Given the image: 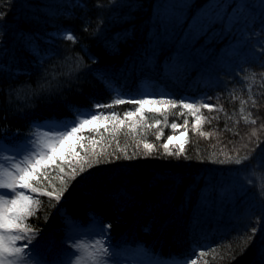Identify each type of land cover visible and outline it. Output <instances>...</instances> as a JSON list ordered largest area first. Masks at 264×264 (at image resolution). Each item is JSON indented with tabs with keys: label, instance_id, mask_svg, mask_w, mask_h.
Segmentation results:
<instances>
[{
	"label": "trees",
	"instance_id": "trees-1",
	"mask_svg": "<svg viewBox=\"0 0 264 264\" xmlns=\"http://www.w3.org/2000/svg\"><path fill=\"white\" fill-rule=\"evenodd\" d=\"M162 1L0 0V138L85 108L105 117L79 132L87 147L77 156L38 171L35 186L53 195L34 194L40 204L27 223L47 243L69 217L99 221L113 249L170 264H260L264 43L245 24L264 13L246 0L229 16L230 0L231 12L221 7L200 29L191 19L211 0L187 17ZM144 92L177 106L125 116L138 107L127 95ZM181 102L200 106L199 122ZM183 129L182 154L171 146L168 155L167 136Z\"/></svg>",
	"mask_w": 264,
	"mask_h": 264
},
{
	"label": "snow or ice",
	"instance_id": "snow-or-ice-1",
	"mask_svg": "<svg viewBox=\"0 0 264 264\" xmlns=\"http://www.w3.org/2000/svg\"><path fill=\"white\" fill-rule=\"evenodd\" d=\"M223 3H216L213 5L215 8L223 7ZM261 8H264V0H260ZM240 7H247V5H240ZM3 18V13H0V19ZM69 40L73 39V36L69 35L67 37ZM125 100L115 99V104L125 103ZM128 103H133L138 105L134 112H126L125 116H133L135 114H141V119H143V106L147 104L151 105H170L175 108L176 101L172 99H155V98H130ZM111 105L102 106L96 105L97 108L100 107H110ZM182 109H187L194 116L195 122H199L200 117L196 115L200 111V106L195 103H185L181 102ZM204 107L211 109L212 106L205 104ZM153 112L156 109L152 110ZM85 118L74 121L70 126V130L67 127L59 126L60 130L56 131L51 135L46 141L37 144L35 141L32 142L31 148L27 150V154L24 156L23 160L19 162H11L9 167H0V264H48V261L38 252L36 246H31V240L34 235V230L31 225L27 223L29 217L34 214L35 207H38L40 201L35 199L34 194L47 195L51 197L53 193L43 192L38 189L36 184L40 182L41 174L37 171L38 167H44V160L48 159L51 155H54L60 144L65 143V141L70 140L73 136L83 129L86 125L96 122L104 117V113L91 114L83 113ZM116 114L111 113L110 118L115 119ZM159 125L160 121H156ZM185 125L188 121L185 119ZM255 123V121H253ZM180 127L179 124L173 122L171 128L173 130ZM184 133H181L183 135ZM175 137L169 135L163 147L168 155H172L169 151V142H171ZM159 139V136H157ZM77 140L80 141L79 147L86 148V144L83 142L82 137L77 136ZM95 143V142H93ZM144 148L151 151L153 145L145 143ZM74 146L72 144L68 145V153L72 154ZM183 152V144L180 145V151L176 152L175 155L179 156ZM130 158V157H129ZM247 157H245L246 159ZM5 158L0 157V162ZM231 160V158H229ZM99 162V160L97 161ZM235 163H241V160L237 159ZM83 171V168L81 169ZM62 191V190H61ZM57 200L60 199V195L55 196ZM255 231V230H254ZM28 241L25 244H19L18 242ZM99 243V242H97ZM73 247L78 251L74 253L76 259L73 261L71 259L67 261H60L58 264H116L109 255L108 249H103L104 256L108 259H100L95 253L90 252L88 247L84 244L73 242ZM195 254V253H193ZM242 254V253H241ZM72 255V254H70ZM141 254L138 252L130 253L128 259L135 264L138 257ZM203 255V253H201ZM260 257V264H264V248H261L258 253ZM159 264V262H157ZM186 264V262H185ZM192 264H196L193 260Z\"/></svg>",
	"mask_w": 264,
	"mask_h": 264
},
{
	"label": "rangeland",
	"instance_id": "rangeland-1",
	"mask_svg": "<svg viewBox=\"0 0 264 264\" xmlns=\"http://www.w3.org/2000/svg\"><path fill=\"white\" fill-rule=\"evenodd\" d=\"M223 1L225 4L222 7V12L224 15V13L231 12V10H228L229 7L226 4V3L229 4L230 0H227V1L223 0ZM244 1L246 0H238L237 4H235V6L233 7L232 14H230L229 16L236 14V11H235L236 8L238 6L240 7V5ZM216 3H218L217 0L209 1L195 15L194 14L195 10H193L192 12H187V11L190 9V7L191 8L195 7L196 4H198V0H163L162 1V4L168 9V11L175 10L176 14H179L180 12H186V17L189 14H194L195 16L192 17L191 23L194 26V28L199 27L200 29H205L206 19H207L206 17L215 18L217 16V13L220 11L221 8L213 7V5ZM253 4L257 7L259 12L264 13V8H261L259 6L260 0L253 1ZM171 18L173 19L174 17H171ZM183 19L184 18L177 17L176 23L182 22ZM199 24L202 26H199ZM176 25L178 24H175L174 26ZM245 25L250 27L248 29L251 30L252 33L254 34L256 38V42H255L256 44L264 43V20L262 19L260 15H257L253 19L247 21ZM242 47H243V42L241 40H235L232 50L233 52H237L241 50ZM171 87H173V84L171 85ZM134 97L135 98L163 99L161 97H153L151 96V94H149V92H144V94L140 96L136 95ZM158 106L159 105H151V104L144 105L143 112L145 110H153V109L158 110ZM95 112H96L95 107L76 110L74 111L73 116L66 120H63V121H51V120L45 121L44 120L40 123H36V125L33 126V128L27 133L6 135V136L1 137L0 138V157H4L5 159L2 162H0V167H9L11 162H19L23 160L24 156L27 154V150L31 148L33 141H35L37 144H40L46 141L51 135H53L54 132L60 130L59 126L61 125L64 127H67L68 130H70V126L72 125L74 121L85 118L83 113L95 114ZM135 115L138 117H141V114H135ZM104 120L105 119H101L89 125H86L79 132L84 131L88 126H91V125L93 126L104 125L103 123ZM79 132L76 134V136H73L70 140L65 141V143L63 144H60L57 148L56 153L54 155H51L48 159L44 160L43 162L44 167H38L37 171H40L41 169L49 166L52 163V161L55 160L56 158L67 160L71 157L77 156L81 150V147L78 146L79 141L77 140V136H80ZM181 133H184V134L181 135ZM109 134L110 133H108L107 136ZM171 135H173L175 138L171 142H169V147L175 146L180 149L181 144H183V147L186 145L187 136H188L186 130L183 129ZM167 138H166V142H168ZM69 144H72L74 146V149L71 155H69L68 153ZM0 191H5V190H0ZM34 197L36 198V195ZM53 231H57V230L54 228ZM105 232H106L105 228L101 226L100 222L97 220H92L90 223H88V225H83L82 223L72 218L67 217L63 225V228L61 229V233H59L58 235L52 234L49 236L50 243H47L46 239L44 240L42 237H41L42 241H40V239L37 238V234L34 233L35 236H33L31 240L30 248L31 246H36L38 252L48 261V264H58V262L60 261H67L69 259L74 261L76 259V256L74 255V253L78 251L75 247H73L74 241L79 244H84L86 247H88V250L90 252L95 253V255L98 258L108 259V257L104 256L103 251H102L103 249H108V251H111L110 250L111 246L109 242L107 241ZM60 241L63 242V245H60ZM25 243H28V241L18 242V246L19 244H25ZM109 255L112 256V259L116 262V264H130L129 260L126 258H123L122 255H117V257H115L110 252H109ZM157 262L159 261L150 259L148 257L144 258L143 256H141V257H138L135 264H157ZM159 264H167V263L159 262Z\"/></svg>",
	"mask_w": 264,
	"mask_h": 264
}]
</instances>
